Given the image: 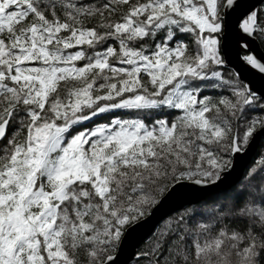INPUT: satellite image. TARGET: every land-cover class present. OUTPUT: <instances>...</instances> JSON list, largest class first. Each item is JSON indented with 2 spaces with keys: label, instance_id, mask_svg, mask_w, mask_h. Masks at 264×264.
I'll use <instances>...</instances> for the list:
<instances>
[{
  "label": "snow or ice",
  "instance_id": "6c2138e0",
  "mask_svg": "<svg viewBox=\"0 0 264 264\" xmlns=\"http://www.w3.org/2000/svg\"><path fill=\"white\" fill-rule=\"evenodd\" d=\"M264 0H0V264H264ZM208 196L192 199L191 192Z\"/></svg>",
  "mask_w": 264,
  "mask_h": 264
},
{
  "label": "water",
  "instance_id": "95a60500",
  "mask_svg": "<svg viewBox=\"0 0 264 264\" xmlns=\"http://www.w3.org/2000/svg\"><path fill=\"white\" fill-rule=\"evenodd\" d=\"M232 64L235 65V68L229 67V69L234 72L236 70L240 71L241 77L246 81L251 82V86L256 88L257 90H264V78L256 75L250 69H244L241 67L238 61L233 60ZM262 138H257L256 142L253 144L251 150L249 151L248 155L242 157L238 163L236 171L233 172L232 179L237 178L250 164L253 156L255 155L258 145ZM210 193L206 192H191L188 196L192 199H196L202 196H208ZM178 206V201L173 200L167 202L164 206H162L156 213V217L153 220H150L148 224L142 226L141 228L134 231L128 238V241L124 247L123 253L120 257L121 264H130L132 260L130 257L132 256L133 252L137 250V247L144 241V238L150 234V230L152 225L155 223L156 218L162 216L165 213H169L173 211Z\"/></svg>",
  "mask_w": 264,
  "mask_h": 264
},
{
  "label": "trees",
  "instance_id": "16d2710c",
  "mask_svg": "<svg viewBox=\"0 0 264 264\" xmlns=\"http://www.w3.org/2000/svg\"><path fill=\"white\" fill-rule=\"evenodd\" d=\"M224 71H225L226 73H228V72H232L229 68L224 69ZM262 151H264V139H261V141H260V143H259V145H258L257 151H256L255 155L253 156V158H252V160H251V162H250L249 165H251L252 162H253L255 159L258 158V155H259ZM249 165H248V166H249ZM142 244H143V242L137 247V250L139 249V247H140ZM130 264H133V261H132Z\"/></svg>",
  "mask_w": 264,
  "mask_h": 264
}]
</instances>
